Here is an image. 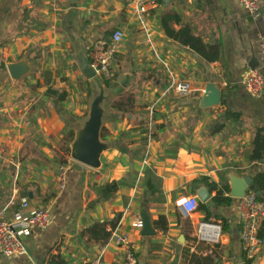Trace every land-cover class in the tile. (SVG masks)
I'll return each mask as SVG.
<instances>
[{"label":"crops","instance_id":"0c3cea01","mask_svg":"<svg viewBox=\"0 0 264 264\" xmlns=\"http://www.w3.org/2000/svg\"><path fill=\"white\" fill-rule=\"evenodd\" d=\"M131 1L0 0V208L15 212L27 198L53 214L48 228L31 230L27 254L1 256L0 264H50L52 256L91 264L102 250L106 264H125L115 231L129 234L137 264H264V228L261 250L247 258L240 198L231 196L264 172V163L248 159L255 131L264 127V94L252 97L242 83L250 65H260L264 0L256 17L239 0H159L148 13L153 49L142 44ZM168 12L180 18L174 29L190 26L220 49V59L209 63L171 39L162 26ZM116 29L125 37L108 86L86 78L80 60L89 63L93 43ZM169 72L191 83L192 92L165 94ZM210 85L220 92L218 104L209 105ZM120 98L123 111L113 108ZM93 110L100 116L98 167L75 158ZM62 165L68 171L60 189ZM114 181L118 192L92 206L98 188ZM212 184L217 190L229 185L230 206L213 203ZM201 187L212 195L209 222L222 226L218 243L198 240V226L207 222L200 208L186 215L177 205ZM143 209L153 236L131 226ZM115 220L104 245L82 235L95 223ZM160 221L167 229L157 228Z\"/></svg>","mask_w":264,"mask_h":264},{"label":"built area","instance_id":"2783aa9c","mask_svg":"<svg viewBox=\"0 0 264 264\" xmlns=\"http://www.w3.org/2000/svg\"><path fill=\"white\" fill-rule=\"evenodd\" d=\"M159 0H132L130 5L133 14L143 34L142 44L154 47V35L149 25L148 13ZM240 6L253 17L260 11V0H239ZM125 33L122 29H116L110 36L97 39L90 52L89 64L95 69L97 75L103 80H111L115 74L117 56L121 52ZM259 67L249 69L242 77V83L247 93L252 97H261L264 94V41L258 48ZM4 57L0 55V63ZM170 81L164 93H176L188 95L192 92L191 83L178 80L171 72ZM4 149L0 148V157ZM68 168L65 165L59 167L58 184L60 189L65 187ZM177 205L186 215L199 210L200 199L197 196H184L178 199ZM240 222L242 225L241 239L246 257L254 259L263 246L260 231L264 225V199L260 200L254 192H248L239 202ZM53 214L50 208H34L27 198L21 199V207L10 212V206L0 208V257L13 258L15 255L27 254L26 239L32 229L43 230L52 223ZM132 228L142 230L143 222L140 216L134 218ZM222 226L215 222H201L196 236L199 241L218 243L221 238ZM116 244L124 250L125 264H137L138 259L130 236L126 232L114 234ZM91 264H106L103 259V250Z\"/></svg>","mask_w":264,"mask_h":264},{"label":"trees","instance_id":"16d2710c","mask_svg":"<svg viewBox=\"0 0 264 264\" xmlns=\"http://www.w3.org/2000/svg\"><path fill=\"white\" fill-rule=\"evenodd\" d=\"M173 23H180V18L178 15L174 12L166 13L162 18V26L171 39L179 42L183 46L190 48L191 50H194L209 63L218 61L220 59L221 53L219 48L206 45L200 37H197L192 33V28L190 26L185 25L177 30L171 26ZM103 81L106 85H110L111 80ZM124 107L125 106L123 105L121 98L117 100L113 106V108H116L119 111L125 110ZM248 159L250 162L264 163V127H258L256 129L254 138L251 142V147L248 152ZM202 180L207 181L208 179L203 178ZM254 184L256 186V191H254V193L257 195V198L260 200L264 199V172L256 175L254 178ZM210 187L212 190H217V187L214 184L210 185ZM118 190L119 185L115 181L99 187L98 199L92 203V206L99 202L110 199L118 192ZM229 193V185H223L221 189L217 190L216 195L213 197V203L222 207L230 206L233 199L230 197ZM259 193H263V196H260ZM200 209L206 214L205 220L209 222L210 218L212 217L209 204H202ZM117 225L118 220L95 223L92 226L86 228L82 235L87 236L88 240L90 241L104 245L109 241L112 232L116 229ZM108 226L110 227L109 230L107 228ZM156 226L158 229L165 230L167 229L168 224L166 221H160L156 223ZM260 236L263 237V231ZM50 264H64V261L61 260L59 256H52L50 259ZM190 264H192V259Z\"/></svg>","mask_w":264,"mask_h":264},{"label":"water","instance_id":"95a60500","mask_svg":"<svg viewBox=\"0 0 264 264\" xmlns=\"http://www.w3.org/2000/svg\"><path fill=\"white\" fill-rule=\"evenodd\" d=\"M250 66H251V69H255L258 66V62H255L251 64ZM80 68L86 78L92 79L95 77H99L103 81V79L99 75H97L95 69L88 63L87 60L85 59L80 60ZM208 92L210 94L209 105H215V104L220 103V92L215 86L210 85L208 87ZM99 128H100V116L96 110H93L91 129L80 151L75 156L76 160H78L79 162L85 165L91 166V167L99 166V161H98L99 152H100ZM247 191H250V192L256 191L255 184L252 183L249 187H240V186L235 187L231 191V196L234 198L241 199L242 197L246 195ZM197 196L203 204L209 202L212 199V195L206 187L199 188L197 190ZM140 217L143 222L142 235L143 236L155 235L156 234L155 229L152 225V222L150 220V217L146 209H143L142 213L140 214Z\"/></svg>","mask_w":264,"mask_h":264}]
</instances>
